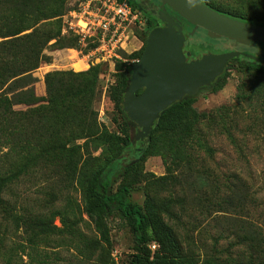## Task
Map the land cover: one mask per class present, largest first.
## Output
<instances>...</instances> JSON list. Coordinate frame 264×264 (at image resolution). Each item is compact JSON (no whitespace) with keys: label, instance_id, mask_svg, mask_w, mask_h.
<instances>
[{"label":"rangeland","instance_id":"obj_1","mask_svg":"<svg viewBox=\"0 0 264 264\" xmlns=\"http://www.w3.org/2000/svg\"><path fill=\"white\" fill-rule=\"evenodd\" d=\"M77 1L68 0L66 7L71 2L77 8ZM204 1L240 19L260 18L264 13V0ZM137 10L140 12L139 7ZM151 22L153 29L154 20ZM176 22L181 25L179 20ZM133 30L136 38H131L125 50L118 52L120 59L102 60L97 53H91L92 49L80 45L57 50L48 48L43 54L50 60L41 61L29 73L31 79L24 87H4L8 94L29 89L31 97L24 99L23 105L16 104L13 110L21 112L18 117L29 124L32 144L41 137L46 140L61 137L67 129L63 124L64 113L55 116L44 112L47 105L45 75L69 70L78 73L82 69L78 59L84 56H88L89 68L98 64L100 72L92 103V118L96 119L100 132L118 131L115 123L118 117L108 97V90L114 83V66L116 61H121L129 70L130 65L137 61L132 56L143 50L145 34L150 31L144 34L138 28ZM182 33L185 36L184 52L189 53L192 59L207 53L230 51L263 59L262 46L255 43L243 45L222 38L212 39L199 29L189 35L190 32L186 33L182 27ZM5 40L0 38V42ZM88 44L93 46L92 42ZM0 56L5 60L12 56L20 60L30 58L20 46L11 49L0 47ZM241 61L253 62L242 57ZM261 64L264 66V61ZM224 72L226 80L221 90L213 93L210 88H203L195 96L193 106L204 114L197 125L196 138L180 141L173 135H157L148 157L139 164L135 173L127 178L120 175L112 177V189L116 191L120 184L129 185L131 201L142 208L146 202L152 203L159 211L169 205L175 216H168L165 220L186 264H218L214 262L216 257L235 256L237 253L246 260L250 257L251 264H264L260 237L254 230L256 227L264 230V106L256 97L251 101L244 97L251 88H259V78L253 70L241 69L235 61L229 62ZM80 118L75 110L69 119L72 124L69 136L78 138L73 144L82 146L74 174L70 177L58 174L55 166H50L43 170L46 179L36 172L4 192L3 199L7 205L6 212H0V264H7L8 260L10 264L20 262L16 245L21 237H26L23 232L15 230L12 218L5 215L15 214L33 224L32 218L40 215L51 218L54 212L65 211L67 199L71 200L78 213L74 227L77 233L75 236L68 234L73 223L71 216L55 217L53 225L59 229L58 233L31 251L34 259L30 264H38L36 259H41L43 264H128L129 256L135 252L133 233L117 210L106 217L109 244L99 240L91 221L82 213L85 182L97 170V164L109 157L110 151L107 146L96 148L92 143L84 147L85 139L81 136L89 125ZM137 132L133 125L131 143L140 151L145 142L136 139ZM87 152L99 157L100 161L89 159L85 162ZM156 247L155 243H150L152 251ZM22 259L27 261L26 257Z\"/></svg>","mask_w":264,"mask_h":264},{"label":"trees","instance_id":"obj_2","mask_svg":"<svg viewBox=\"0 0 264 264\" xmlns=\"http://www.w3.org/2000/svg\"><path fill=\"white\" fill-rule=\"evenodd\" d=\"M67 1L0 0V38L6 39L0 42V47L11 49L20 46L24 54L30 56L24 60L13 56L5 60L0 56V212H6L7 203L3 199L4 192L22 178L37 172L40 177L46 179L43 170L50 166H55L58 174L63 173L68 177L74 174L78 164L79 149L82 146L73 144L78 138L70 137L68 130L72 129L70 115L77 110L81 121L89 125L86 133L81 136V139H85L84 147L87 143H92L96 148L107 146L110 151L109 157L102 162H99V157H94L89 152L86 153L85 158V162L89 159L99 162L97 170L85 182L82 208V213L91 221L99 240L104 244H109L106 217L113 210H117L130 227L136 241L135 252L129 256L128 264H186L165 220L168 216L174 215L169 205L159 211L152 203L146 202L142 208L131 201L129 185L120 184L116 191H113L112 177L120 175L122 178H127L131 173H135L139 164L148 157L157 135H173L180 141L194 140L197 125L204 118V114L199 113L193 106L196 101L195 97H187L167 107L155 122L149 138L145 140V145L140 148V151L132 146L130 131L133 124L122 110V100L130 71L126 63L121 61L115 63L114 83L108 90L109 100L113 103L115 114L119 119L115 120L118 127L117 132L108 133L106 130L100 132L96 119L92 118V103L100 73L98 64L78 73L69 70L45 75L47 105L44 107V112L55 116L60 115V112L64 113L63 124L67 126V129L61 137L54 136L51 140L41 137V140L32 144L28 131L29 124L24 118L18 117L21 112L13 110L16 104H25V100L31 95L27 88L15 94H8L4 89L6 85L7 87L15 85L24 87L31 79L29 73L38 67L41 61L50 60V57L43 54L45 49L57 50L79 46L77 36L71 33L61 34L62 16L67 10ZM126 1L137 9L136 2ZM201 1L229 18L253 25L263 26L264 24V13L260 18L250 16L249 19H240L212 7L204 0ZM145 21L146 27L142 31L144 34L152 29V20L145 19ZM183 22L186 24V33H189L192 26ZM24 32L28 33L22 35ZM92 47L88 45L86 48L91 49ZM142 52L143 50L135 53L132 56L134 60H138ZM188 58L192 60L190 56ZM231 61L237 62L241 69L253 70L258 75L259 88H251L250 93L244 94V97L249 101L256 97L264 106L263 64L242 62L240 57ZM225 80L226 73L224 72L211 84L210 91L215 93L221 90L225 85ZM28 119L30 120V117ZM71 135H73L72 132ZM71 203V200L67 199L65 211L58 210L51 215V218L44 215L32 218L33 224L15 214L5 215L7 218H12L16 231L26 234V237H21V241L16 245L20 260L16 264H30L34 259L31 251L37 250V246L44 245L49 236L58 233L59 229L53 225L55 217L62 219L65 215L71 216L73 223L70 224L68 234L75 236L77 230L74 227L78 213L75 212ZM26 223H28L27 226H24ZM254 230L260 237L259 244L264 254V230L262 227H256ZM150 243L157 245L155 250H151ZM23 257H26L27 261H23ZM244 258L242 254L237 253L235 256L216 257L214 262L251 264L250 257L247 260ZM36 261L38 264L44 263L41 259H36ZM6 262L10 264L9 260Z\"/></svg>","mask_w":264,"mask_h":264},{"label":"water","instance_id":"obj_3","mask_svg":"<svg viewBox=\"0 0 264 264\" xmlns=\"http://www.w3.org/2000/svg\"><path fill=\"white\" fill-rule=\"evenodd\" d=\"M182 21L192 26L189 35L202 29L212 39L222 38L249 45L264 44V26L241 22L224 16L201 0H160ZM163 27L149 31L140 58L129 67L128 85L123 96L122 110L137 128V140H147L160 114L175 102L195 97L226 70L228 63L242 55L238 51L220 54L207 53L187 61L184 52L185 36L179 22L160 11ZM254 63L264 59L244 55ZM141 91L140 93H138Z\"/></svg>","mask_w":264,"mask_h":264},{"label":"built area","instance_id":"obj_4","mask_svg":"<svg viewBox=\"0 0 264 264\" xmlns=\"http://www.w3.org/2000/svg\"><path fill=\"white\" fill-rule=\"evenodd\" d=\"M75 6L69 2L62 16L61 34L77 36L80 46L87 47L92 42L91 53H97L102 60L120 59L118 52L136 38L133 28L143 31L146 27L145 18L126 0H78ZM86 57L78 59L82 67L86 66L79 72L89 68Z\"/></svg>","mask_w":264,"mask_h":264},{"label":"flooded vegetation","instance_id":"obj_5","mask_svg":"<svg viewBox=\"0 0 264 264\" xmlns=\"http://www.w3.org/2000/svg\"><path fill=\"white\" fill-rule=\"evenodd\" d=\"M133 1L137 3V5L140 9V13L145 19L154 20V24H155L154 28L164 26V23L159 21V19H158L159 13L162 10H164L166 16L172 18L174 21L179 20L181 22L182 27L183 28L186 27V24L174 12H172L167 6H164V7L161 6L160 0H133ZM255 44L262 46V51H264V44H260V43H255ZM240 53L242 55H240L238 57L246 58L244 55H246L247 53H242V52H240ZM262 56L264 59V52H263ZM189 60H191V59L188 58V61ZM246 60H250V59L246 58ZM258 63H261V62H258ZM210 86H211V84L205 88H209ZM140 92L141 91H139L138 93H140ZM140 142L143 143V142H145V140H142Z\"/></svg>","mask_w":264,"mask_h":264},{"label":"clouds","instance_id":"obj_6","mask_svg":"<svg viewBox=\"0 0 264 264\" xmlns=\"http://www.w3.org/2000/svg\"><path fill=\"white\" fill-rule=\"evenodd\" d=\"M188 2H189L190 5L194 6V0H188Z\"/></svg>","mask_w":264,"mask_h":264}]
</instances>
